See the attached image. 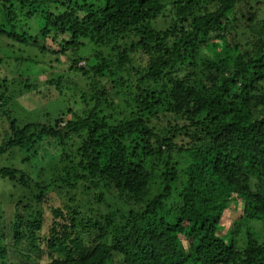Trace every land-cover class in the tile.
Returning <instances> with one entry per match:
<instances>
[{
  "label": "trees",
  "instance_id": "16d2710c",
  "mask_svg": "<svg viewBox=\"0 0 264 264\" xmlns=\"http://www.w3.org/2000/svg\"><path fill=\"white\" fill-rule=\"evenodd\" d=\"M47 1L0 0V13L13 28L26 10L44 20L45 37L68 35L77 50L84 37L105 48L94 73L109 71L110 88L93 98L83 93L94 105L83 99L88 108H69L70 119L61 113L54 125L29 122L4 133L0 155L18 151L22 161L25 147L55 138L47 154L70 196L63 201L19 167L1 168L0 180L13 183L19 199L10 222L20 263L8 262L10 247L0 238V264H264V243L249 230L241 245L230 224L226 234L222 228L237 210L236 225L264 226V20L253 6L239 13L243 0H187L179 14L191 17L161 30L151 26L166 7L161 0H57L64 7L57 12ZM4 26L0 34L31 40ZM217 44L219 52L206 56ZM112 90L126 104L109 97ZM72 137L82 142L79 155L69 151ZM186 156L192 167L176 165ZM80 188L97 191L103 206L85 218L73 205ZM51 202L48 222L42 205Z\"/></svg>",
  "mask_w": 264,
  "mask_h": 264
},
{
  "label": "rangeland",
  "instance_id": "374dc122",
  "mask_svg": "<svg viewBox=\"0 0 264 264\" xmlns=\"http://www.w3.org/2000/svg\"><path fill=\"white\" fill-rule=\"evenodd\" d=\"M56 1H47L50 12H57L58 8L60 11L64 10V7L57 4ZM161 2L166 7L156 19L151 21V26L154 28L170 30L173 29V25L179 17L181 19L185 16L191 17L192 13L189 10L185 11L184 15L179 14L181 7L187 5V0H161ZM249 4L253 6L261 20H264V0H243L237 3L234 11L241 13L247 10ZM214 6L207 4V9L215 11ZM23 13H26V10L21 13L22 15H18V22L13 28L6 21V26H4L3 16L0 13V26H4V29L9 33H18L27 39H31L24 41L0 34V79L8 80L5 82V86L0 85V100L4 94L6 96L4 98V106L0 107V143L6 139L7 135L4 133L8 131V128L11 129L12 126L22 128L23 125L29 122L54 125L55 119L61 113H64L62 116L66 119L72 117V114L67 112L69 108L81 114L88 106L94 105V102L89 101L83 93L93 98L95 93L100 92V87L107 86V89L110 88L108 84L110 82L109 71L106 70L105 74L99 75L94 73V67L100 62L96 55L101 51H105V48L98 49L97 46L84 37L80 39V41H83V45L78 50L74 47V44H67L68 35L63 34L59 37H53L54 35L50 34L45 37L41 33L44 20L30 17ZM175 39L174 35L170 37V41ZM221 46V44H217L207 48L205 55L213 57L219 52ZM77 58H80L78 64L75 62ZM79 67L84 69V71L78 70L77 68ZM119 77L118 75L117 79ZM132 84H135V80L132 81ZM128 85L129 83L120 86L123 89V93L129 90ZM60 87L64 93L59 90ZM116 90L109 91L108 96L112 98L114 96L121 105L126 104L125 96L116 94ZM83 99L88 100V106ZM106 115H108V112H106ZM123 117L122 110H119L115 115L117 120H121ZM61 125L65 126V123L62 122ZM178 140L189 141L190 138L186 135H181ZM38 142L33 146L28 145L24 148L23 153L28 158L26 161H22L23 156L18 151L1 154L0 169L9 166L19 167L24 173L36 178L47 191L54 194L56 193L53 191H56L63 201L68 200L70 193L65 191L63 194V190L60 187L64 186V183L60 179V172L55 171L56 165L50 159L49 154H47H51L54 149V147L52 148V142L57 146V140L48 136ZM68 143L72 146L69 151L79 155L78 148L82 142L77 137H72L68 140ZM129 147L131 154V142ZM137 152L140 153L141 151ZM176 165H179V167H192L193 163L192 159L186 156V158H181ZM61 175H65V172L61 173ZM13 191H15L13 183L0 180V238L10 247L12 258L8 262L20 263L19 259H17L18 256H15L16 250L12 242L14 232L10 222L12 218L11 212L13 213L14 209H16V201L19 200L15 195L11 194ZM88 191L85 188H80L73 203L75 207L82 211V218L87 217L89 208L96 210L97 207H103L102 202L97 197L99 193L97 191L88 193ZM74 194L76 196L75 192ZM39 206L34 205V209H38ZM50 206H52V202L42 205L48 222L51 221ZM239 208L242 209V204L237 209ZM20 209L27 215L32 211V209L25 206V203L20 204ZM239 211L228 212V216L231 218L222 221L223 234H226L225 228L230 224L239 244H247V230L250 231L255 241L264 243L263 224L251 222L250 228L247 229L245 226L242 227L241 223L238 225L234 223L240 213ZM233 219L234 221L231 222ZM30 242L26 236L23 240L26 251L28 248L30 249Z\"/></svg>",
  "mask_w": 264,
  "mask_h": 264
},
{
  "label": "bare ground",
  "instance_id": "6f19581e",
  "mask_svg": "<svg viewBox=\"0 0 264 264\" xmlns=\"http://www.w3.org/2000/svg\"><path fill=\"white\" fill-rule=\"evenodd\" d=\"M66 6V5H65Z\"/></svg>",
  "mask_w": 264,
  "mask_h": 264
}]
</instances>
